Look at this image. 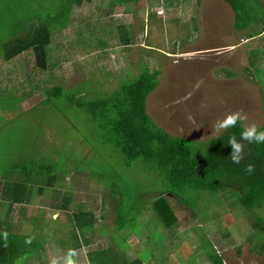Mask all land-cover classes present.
<instances>
[{
  "label": "rangeland",
  "instance_id": "374dc122",
  "mask_svg": "<svg viewBox=\"0 0 264 264\" xmlns=\"http://www.w3.org/2000/svg\"><path fill=\"white\" fill-rule=\"evenodd\" d=\"M61 5L62 0H0V43L39 20L51 24L49 15ZM110 7L114 11L108 15ZM259 9L264 13V7ZM234 16L226 0H139L116 5L93 0L73 10L68 28H54L48 50L57 56L61 45L76 46L78 39L89 42L88 48L80 44L75 56L67 52L69 59L51 65L49 73L38 72L31 51L4 65L0 58V107L8 112V117L0 116V185L24 181L34 163H52L59 169L54 187L45 188L43 195L38 189L45 183L31 172V202L17 206L13 217L15 232L40 236L43 258L71 248L67 238L73 225L67 214L83 203L96 216L92 247L78 249L85 264L90 249L115 242L128 258H141L143 264H214L216 255L223 264H264V256L252 251L248 216L226 189H221L218 200L204 195L195 213L165 195L179 219L171 235L179 238L174 243L150 205L143 210L141 203L140 210L129 211L127 227L116 231L119 196L107 185L112 176L119 175L121 189L129 187V193L147 202L163 187L161 178L144 172L138 161L126 168L114 148L102 145L83 110L64 99L55 104L47 100L54 86L86 99L106 97L150 68L160 72V83L148 98L147 112L170 134L209 140L221 133L213 134L215 121L235 111L246 116L245 127L255 123L259 128L264 122L259 77L263 72L258 75L253 69L250 52L264 51V35L249 37L255 23L236 30ZM119 26H125L122 32ZM128 37L132 44L123 45L120 41ZM85 50L90 53L85 55ZM55 190L71 197L68 213L51 207ZM1 205L5 212L7 204ZM21 207L26 223L18 213ZM40 260L26 256L16 264Z\"/></svg>",
  "mask_w": 264,
  "mask_h": 264
},
{
  "label": "trees",
  "instance_id": "16d2710c",
  "mask_svg": "<svg viewBox=\"0 0 264 264\" xmlns=\"http://www.w3.org/2000/svg\"><path fill=\"white\" fill-rule=\"evenodd\" d=\"M226 1L234 12V28L236 30H246L255 23L249 37L257 38L264 35V13L259 9V6L264 7L263 0ZM92 2L93 0H62L61 8L57 13L49 15L51 24L39 20L37 23L31 24L21 34L1 42L0 58L2 60H0L3 62L2 65L31 51L38 72L46 74L49 73L51 65L64 62V59L67 60L69 57L67 52H70V56H75L80 44L81 47L88 48L89 42L86 43L78 39L76 46L61 45L57 56H53L48 50L53 45L54 28H68L73 10ZM107 2H112L115 5L120 3L137 4L139 0H103V3ZM113 11L114 8L110 7L106 13L110 15ZM88 28L87 26L84 30ZM124 28L125 26L118 27L120 32ZM120 42L123 45L132 44L129 37ZM89 53V50L84 52L85 55ZM250 53L253 56V69L258 75L262 69L263 76L259 75L262 81L259 80L264 87V57L256 55L261 53L264 56V51L253 50ZM159 75L160 72L149 68L132 81L124 83L117 92L97 99H86L61 86H54L47 93V100H51V103L64 99L69 104L83 110L89 117L91 127L96 130L97 137L101 139L102 145L114 148L122 156V163L126 168H132L137 161L141 162L144 172L161 178L163 182L160 191L156 192L152 200L147 202L144 197L137 198L135 194L129 193V187L121 189L119 181L116 179L119 178V175H113V179L107 185L113 194L119 196L115 200L117 213L115 230L122 231L127 227V221L130 220L129 211L140 210L142 207L144 210L150 205L156 219L163 224L166 233H168V240L174 243L179 238L177 236L174 239V236L171 235L175 234V229L179 226V219L173 205L165 195L172 196L180 205L195 213L200 207V199L204 195L218 200L221 189H226L233 197L234 204L243 208L251 222L253 233L249 240L252 243V251L264 256V214L258 213L260 210L264 211V144L243 142L245 144V159L240 164H234L227 159L232 149L230 145L226 146V142L232 134H235L239 139L240 133L245 127L242 120L235 127L224 130L209 140L193 141L170 134L156 124L147 112L148 98L160 83ZM254 77L256 78V75ZM259 130H264V122ZM249 163L255 166L251 174L244 170ZM28 170L24 181H3L0 189V207L1 204H7L5 212L0 209V264H16L26 256L42 258L40 262H35L36 264H43L45 260L42 253L39 254L44 247L40 236L15 232L13 217L17 205H28L31 202L33 189L30 182L33 177L31 172L35 173L34 177L42 179L45 183L38 189L40 195H43L45 188L54 187L59 169L52 163L40 162L28 166ZM92 174L94 175V173ZM59 197L63 202L57 199ZM51 198L53 201L51 207L65 213L69 212L71 197H62L55 190ZM142 199L145 202H142ZM18 213L20 216L24 215L22 223H26L24 220L25 210L21 207ZM29 219L27 218V220ZM67 219L73 225L72 235L67 238V244L77 250L84 246L92 247L96 232L95 214L86 209L82 203L67 214ZM5 232L7 233L6 239ZM29 239H31V243H26ZM64 242V240L60 241V245L63 246ZM204 245L208 247L210 243L205 241ZM119 247V244L115 242L108 247L90 249L87 252L89 264H143L141 258H128L124 252L120 251ZM212 261L214 264H223L220 255L213 256Z\"/></svg>",
  "mask_w": 264,
  "mask_h": 264
},
{
  "label": "clouds",
  "instance_id": "9594fccd",
  "mask_svg": "<svg viewBox=\"0 0 264 264\" xmlns=\"http://www.w3.org/2000/svg\"><path fill=\"white\" fill-rule=\"evenodd\" d=\"M191 119V117H189ZM246 119V116L242 115L240 111L230 112L222 119H218L211 126L213 134L220 133L229 128H233L241 120ZM248 142L249 144H264V130H259L258 125L255 123L244 127L240 133L239 139L235 134L228 137L226 146L231 147L232 151L227 159L231 160L234 164H240L245 159V144L243 142ZM255 166L251 163L247 164L245 171L251 174L254 171ZM5 239L7 238V233H4ZM26 243H31V239L26 241ZM43 264H85L81 259L80 254L77 249L69 248L66 251H56L50 253Z\"/></svg>",
  "mask_w": 264,
  "mask_h": 264
},
{
  "label": "crops",
  "instance_id": "0c3cea01",
  "mask_svg": "<svg viewBox=\"0 0 264 264\" xmlns=\"http://www.w3.org/2000/svg\"><path fill=\"white\" fill-rule=\"evenodd\" d=\"M22 55H23V54H22ZM22 55H20V56H22ZM3 67L5 68V66H3ZM2 69H3V68H1V70H2ZM231 74H232V73L228 71L227 75H229V76L231 77ZM0 78H1V77H0ZM1 115H4V117H8V112H7V110H6V107H3V106L0 107V116H1ZM7 122H8V120H7ZM7 122H6V123H7ZM6 123H5V124H6ZM2 184H3V182L1 183L0 188L2 187ZM17 206H20V205H17ZM17 206H16V207H17ZM22 206H23V205H22ZM22 208H23V207H22ZM18 211H19V210H18Z\"/></svg>",
  "mask_w": 264,
  "mask_h": 264
},
{
  "label": "built area",
  "instance_id": "2783aa9c",
  "mask_svg": "<svg viewBox=\"0 0 264 264\" xmlns=\"http://www.w3.org/2000/svg\"><path fill=\"white\" fill-rule=\"evenodd\" d=\"M162 13V12H161ZM161 13H159V14H161Z\"/></svg>",
  "mask_w": 264,
  "mask_h": 264
}]
</instances>
